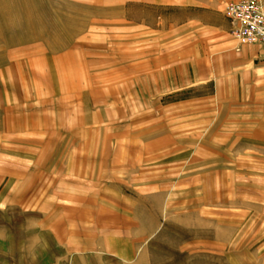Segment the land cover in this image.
I'll list each match as a JSON object with an SVG mask.
<instances>
[{
    "label": "rangeland",
    "instance_id": "374dc122",
    "mask_svg": "<svg viewBox=\"0 0 264 264\" xmlns=\"http://www.w3.org/2000/svg\"><path fill=\"white\" fill-rule=\"evenodd\" d=\"M210 35L0 0V264H264V80Z\"/></svg>",
    "mask_w": 264,
    "mask_h": 264
},
{
    "label": "crops",
    "instance_id": "0c3cea01",
    "mask_svg": "<svg viewBox=\"0 0 264 264\" xmlns=\"http://www.w3.org/2000/svg\"><path fill=\"white\" fill-rule=\"evenodd\" d=\"M231 1L238 0H157V25L169 26L172 37L174 33L189 35L194 34L195 29H202L208 33L207 37L213 34L226 41L230 23L224 9L225 3ZM227 46V51L223 52V72L227 66H233L225 72L242 73L243 80L250 82L264 80V45L237 49L229 39Z\"/></svg>",
    "mask_w": 264,
    "mask_h": 264
},
{
    "label": "built area",
    "instance_id": "2783aa9c",
    "mask_svg": "<svg viewBox=\"0 0 264 264\" xmlns=\"http://www.w3.org/2000/svg\"><path fill=\"white\" fill-rule=\"evenodd\" d=\"M232 35L239 44H264V1L238 0L226 4Z\"/></svg>",
    "mask_w": 264,
    "mask_h": 264
}]
</instances>
